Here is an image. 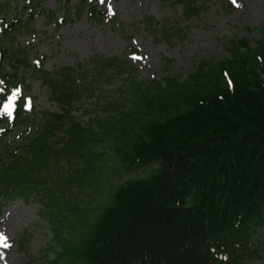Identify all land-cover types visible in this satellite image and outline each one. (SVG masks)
I'll return each mask as SVG.
<instances>
[{"label":"trees","instance_id":"obj_1","mask_svg":"<svg viewBox=\"0 0 264 264\" xmlns=\"http://www.w3.org/2000/svg\"><path fill=\"white\" fill-rule=\"evenodd\" d=\"M27 1L32 21L45 0ZM72 1L65 0L60 21L53 17L59 8L50 11L56 25L83 14L95 24L106 20L95 0ZM173 3L181 5L186 19L204 7L197 0ZM5 6L10 9L0 5V12ZM145 23L148 29L154 24L152 18ZM22 24L15 18L0 31V41L16 39L18 27L33 32ZM250 42H230L227 58L202 61L185 79L166 78L157 89L133 80L118 57L47 71L32 64L28 48L16 45L13 52L0 46V207L14 200L35 202L58 224L65 210L62 196L90 185L92 161L102 156L95 145L105 135L114 139L121 163L157 164L158 170L117 186L82 233L66 237L57 227L59 248L50 264L77 258L82 264L264 259V38L255 48ZM124 75L104 126L100 119L99 125L84 124L74 115L82 102L100 99L111 81ZM35 80L57 111H35L26 94ZM61 160L71 166V175L60 172Z\"/></svg>","mask_w":264,"mask_h":264},{"label":"rangeland","instance_id":"obj_2","mask_svg":"<svg viewBox=\"0 0 264 264\" xmlns=\"http://www.w3.org/2000/svg\"><path fill=\"white\" fill-rule=\"evenodd\" d=\"M197 1L204 4L203 9L197 16L186 19L181 5L173 0H95L97 9L106 12L103 23L95 24L83 14L81 18L72 16L58 26L50 11L59 8L53 17L60 21L65 13V0L41 2L42 10H38L32 21L27 0H0V5H10V9L5 6L0 12V31L15 18L26 23L28 30L34 29L28 33L24 27H18L14 32L16 39L4 38L0 46L13 48V52L16 45L28 48L32 64H41L47 71L78 65L88 67L86 64L96 57H118L133 80L144 82L143 88L157 89V84L166 78L185 79L202 61L219 62L227 58L230 42L248 39L250 47L255 48L264 38V0H226L231 8L222 0ZM145 18L153 19L152 28H147ZM21 71L32 79V73L25 67ZM126 77H115L100 99L82 102L74 115L84 124L99 125L101 121L104 126L111 118L109 101L116 99L119 93L116 89ZM26 94L32 97L36 112L58 110L39 81H33ZM99 137L103 140L95 146L102 156L92 161L90 185L81 190L73 188L70 195L62 196L65 210L59 217L61 225L49 216L47 208L35 202L14 200L0 207V234L8 245L0 247V264H50L59 248L55 238L57 227L66 237L82 233L108 205L117 186L158 170L157 164L129 167L121 163L114 153V139ZM77 165L82 168L78 161ZM60 167L64 177L72 174L65 160L60 161ZM69 207L71 210H66ZM70 264L82 262L77 258ZM250 264H264V259L252 260Z\"/></svg>","mask_w":264,"mask_h":264},{"label":"snow or ice","instance_id":"obj_3","mask_svg":"<svg viewBox=\"0 0 264 264\" xmlns=\"http://www.w3.org/2000/svg\"><path fill=\"white\" fill-rule=\"evenodd\" d=\"M233 2H235V0H233ZM5 236L3 234H0V247H7L8 245H6L5 243Z\"/></svg>","mask_w":264,"mask_h":264}]
</instances>
